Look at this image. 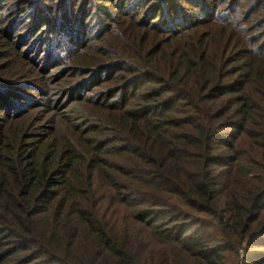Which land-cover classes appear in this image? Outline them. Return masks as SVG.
Instances as JSON below:
<instances>
[{
	"label": "trees",
	"instance_id": "1",
	"mask_svg": "<svg viewBox=\"0 0 264 264\" xmlns=\"http://www.w3.org/2000/svg\"><path fill=\"white\" fill-rule=\"evenodd\" d=\"M213 2L175 4L160 59L120 54L113 100L0 103V264H264V36L209 30Z\"/></svg>",
	"mask_w": 264,
	"mask_h": 264
},
{
	"label": "rangeland",
	"instance_id": "2",
	"mask_svg": "<svg viewBox=\"0 0 264 264\" xmlns=\"http://www.w3.org/2000/svg\"><path fill=\"white\" fill-rule=\"evenodd\" d=\"M190 1L0 0V27L4 32L0 31V53L6 55L0 60V94L3 96V88L7 87L10 92L1 98V107L16 108L41 101L42 116L54 118L50 111L63 107L68 100L83 101L81 105L86 110L92 104L115 99L114 91L125 72L118 56L124 54L142 63V57H149L144 52L139 55L134 46L140 43L148 47L154 38L160 59V45L170 44L172 37L160 25L168 23L167 14L173 17L175 4L180 10L194 13L199 4L209 0H195V7L188 4ZM262 4L255 5L254 0H214L217 19L212 23L219 25L209 30L228 26L229 18H235L236 23L246 19L242 23L247 26L244 43L248 46L264 36V11H256ZM233 31L242 40V27L234 26ZM185 32L188 31L182 33ZM227 54L230 53L226 51L224 56ZM104 58L110 61L92 68L89 74H80L85 62ZM156 64L160 65L159 60ZM47 75L54 81L49 88L44 82ZM134 76L130 72L129 79ZM6 77L9 80L2 81ZM63 111L67 112V108ZM81 122L83 129L94 124L89 118H81L78 124ZM11 125L14 128L18 121ZM109 141V136L102 139L105 145L111 144Z\"/></svg>",
	"mask_w": 264,
	"mask_h": 264
}]
</instances>
